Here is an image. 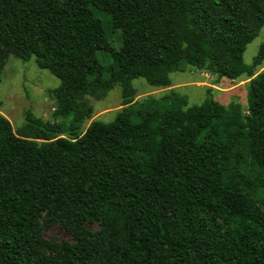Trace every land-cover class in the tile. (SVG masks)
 Masks as SVG:
<instances>
[{
  "label": "trees",
  "instance_id": "obj_1",
  "mask_svg": "<svg viewBox=\"0 0 264 264\" xmlns=\"http://www.w3.org/2000/svg\"><path fill=\"white\" fill-rule=\"evenodd\" d=\"M262 26L264 0H0V78L13 56L60 80L59 122L0 115V264H264V43L243 59ZM114 33L132 69L99 62ZM186 67L248 76L246 113L210 90L201 115L172 89L133 102ZM116 85L124 107L82 130ZM41 218L72 240L49 257Z\"/></svg>",
  "mask_w": 264,
  "mask_h": 264
},
{
  "label": "rangeland",
  "instance_id": "obj_2",
  "mask_svg": "<svg viewBox=\"0 0 264 264\" xmlns=\"http://www.w3.org/2000/svg\"><path fill=\"white\" fill-rule=\"evenodd\" d=\"M264 43V26L260 28L254 40L246 47L243 59L251 64L260 44ZM120 36L114 33L105 42V50L99 52V62L108 65L117 59L121 68L132 69L134 62L121 56L119 52ZM264 69V66L254 69L255 75ZM99 79L109 80V77L100 74ZM170 85L167 88H154L147 84L143 78L131 81V89L134 92L133 102L147 96L160 97L169 90H175L184 100V107H195L194 113L201 115L205 110L204 100L207 91L210 90L213 99L220 105L227 107L230 104H238L243 113H246L248 99V83L250 78L242 75L235 80L219 77L207 71L186 67L181 72H173L169 75ZM60 80L46 69L37 66L32 57L23 62L11 56L0 78V115L6 117L13 130L17 131L25 123L26 111L30 110L37 117L53 123L59 122L54 117L56 102L48 90L58 87ZM92 107L91 118L84 121V130L92 120L111 122L114 120L121 105V89L114 86L108 94L100 99L88 98ZM264 180V179H262ZM221 229H227V223L219 220ZM92 230H97L99 225L92 223L87 225ZM34 241L40 256L49 257L55 253L56 248L63 242H72L67 226L61 223L46 224L41 218L34 232Z\"/></svg>",
  "mask_w": 264,
  "mask_h": 264
}]
</instances>
